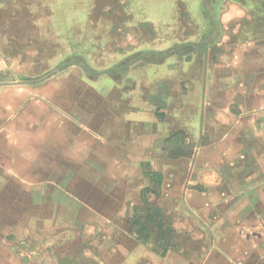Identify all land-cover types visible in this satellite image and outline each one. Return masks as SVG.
Returning a JSON list of instances; mask_svg holds the SVG:
<instances>
[{
    "label": "crops",
    "instance_id": "crops-1",
    "mask_svg": "<svg viewBox=\"0 0 264 264\" xmlns=\"http://www.w3.org/2000/svg\"><path fill=\"white\" fill-rule=\"evenodd\" d=\"M167 28L0 86V264H264V0Z\"/></svg>",
    "mask_w": 264,
    "mask_h": 264
},
{
    "label": "rangeland",
    "instance_id": "rangeland-1",
    "mask_svg": "<svg viewBox=\"0 0 264 264\" xmlns=\"http://www.w3.org/2000/svg\"><path fill=\"white\" fill-rule=\"evenodd\" d=\"M225 1L0 0V86L41 84L70 63L84 78L98 76L110 68L111 58L118 60L125 48L131 49L119 41L121 32L143 40L157 34L166 39L167 24H216ZM176 4L179 10L189 7L191 15H174ZM151 44L144 43L140 50Z\"/></svg>",
    "mask_w": 264,
    "mask_h": 264
}]
</instances>
